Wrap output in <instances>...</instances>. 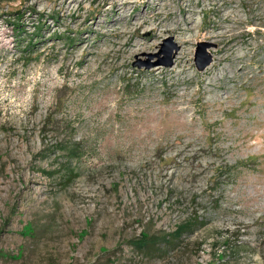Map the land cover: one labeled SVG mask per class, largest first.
<instances>
[{"label":"rangeland","instance_id":"1","mask_svg":"<svg viewBox=\"0 0 264 264\" xmlns=\"http://www.w3.org/2000/svg\"><path fill=\"white\" fill-rule=\"evenodd\" d=\"M0 264H264V0H0Z\"/></svg>","mask_w":264,"mask_h":264},{"label":"trees","instance_id":"2","mask_svg":"<svg viewBox=\"0 0 264 264\" xmlns=\"http://www.w3.org/2000/svg\"><path fill=\"white\" fill-rule=\"evenodd\" d=\"M194 223L192 221H187L182 224H180L176 230L172 233L170 236H163L159 238L158 236H150L147 233L143 232L139 235V237L133 241H131V244L137 248V249H149L155 245H160V244H168V240L171 238H177L189 229L193 227ZM168 237V238H167Z\"/></svg>","mask_w":264,"mask_h":264},{"label":"water","instance_id":"3","mask_svg":"<svg viewBox=\"0 0 264 264\" xmlns=\"http://www.w3.org/2000/svg\"><path fill=\"white\" fill-rule=\"evenodd\" d=\"M197 52V51H196ZM201 52V51H200ZM172 56H168L167 60L164 61V64L171 65ZM212 61V58L209 55H205L204 58L201 57V54L197 53L195 58V65L198 70H203L207 67ZM151 65H148L150 67ZM139 67V65H137Z\"/></svg>","mask_w":264,"mask_h":264},{"label":"bare ground","instance_id":"4","mask_svg":"<svg viewBox=\"0 0 264 264\" xmlns=\"http://www.w3.org/2000/svg\"><path fill=\"white\" fill-rule=\"evenodd\" d=\"M126 46H128L127 42L122 44V47H126Z\"/></svg>","mask_w":264,"mask_h":264}]
</instances>
